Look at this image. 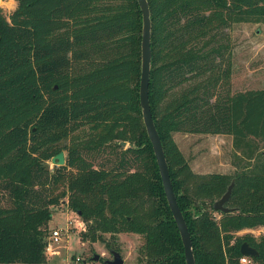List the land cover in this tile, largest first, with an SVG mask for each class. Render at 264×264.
<instances>
[{"label":"trees","instance_id":"obj_1","mask_svg":"<svg viewBox=\"0 0 264 264\" xmlns=\"http://www.w3.org/2000/svg\"><path fill=\"white\" fill-rule=\"evenodd\" d=\"M16 1L8 15L0 7V264H49L52 206L63 199L86 220L85 239L120 252L117 234L136 232L144 264H185L142 119L138 1ZM147 1L149 104L195 264H246L243 241L264 262V232L235 234L264 230V87L231 90L225 31L264 23V0ZM174 131L231 135L234 170L193 171ZM107 148L112 165L96 164ZM62 149L65 163L49 169ZM232 180L233 210L216 216Z\"/></svg>","mask_w":264,"mask_h":264},{"label":"rangeland","instance_id":"obj_2","mask_svg":"<svg viewBox=\"0 0 264 264\" xmlns=\"http://www.w3.org/2000/svg\"><path fill=\"white\" fill-rule=\"evenodd\" d=\"M16 0H0V7L4 14L8 15L16 6ZM229 35L231 45V90H243L248 88L264 87V23L259 22H237L225 29ZM85 131L88 129L85 127ZM173 138L177 141L190 167L195 172H232L234 166L231 162L233 151L232 138L223 133H185L174 131ZM70 137L65 143L70 142ZM133 143V142H132ZM126 140L120 143L122 149L132 144ZM119 149V148H118ZM64 150L65 158L67 150ZM107 148L101 154H97L95 163H104L110 166L113 163V153ZM49 169L53 170L56 165L48 160ZM64 200V199H63ZM61 200L57 206H52V217L49 221V231L52 227H69L60 236L59 242L53 248L58 253H47L49 264H107L106 259L112 258L102 239L90 241L85 239L76 226L77 219H83L75 210L70 209L67 201ZM214 214L219 216V211ZM70 222H67V220ZM84 220V219H83ZM86 223V220H84ZM87 224V223H86ZM264 232L262 226L243 228L235 232L237 235L251 233L256 238ZM108 238V233L105 234ZM117 244L123 264H144L141 246L144 237L136 232L123 231L117 234ZM98 254V259L94 255ZM246 264H264L254 261L252 258Z\"/></svg>","mask_w":264,"mask_h":264},{"label":"water","instance_id":"obj_3","mask_svg":"<svg viewBox=\"0 0 264 264\" xmlns=\"http://www.w3.org/2000/svg\"><path fill=\"white\" fill-rule=\"evenodd\" d=\"M142 12V31H141V70L139 81V101L141 105L142 119L147 132V135L152 144L155 159L159 168L161 181L165 196L173 215V218L178 227L181 240L184 247L185 264H195V257L192 248V241L188 225L184 218L183 212L178 205L176 194L173 190L172 181L170 178L169 168L164 152V148L161 142L160 135L154 123L152 112L149 104L148 86H149V74L151 64V48H150V35H151V19L150 10L147 0H137ZM56 86V85H55ZM126 140H121L120 143H125ZM51 161L56 165H62L65 163L64 150H60L51 157ZM234 184V180L230 182L226 191L216 199L212 206L214 210L218 211H231L232 207L226 205V201L231 194V190ZM240 252L246 256H257L259 250L251 245L248 241H243L240 245ZM112 258L106 259L107 264H123L124 259L121 253L116 250H111ZM99 255L95 254L94 259H98Z\"/></svg>","mask_w":264,"mask_h":264},{"label":"built area","instance_id":"obj_4","mask_svg":"<svg viewBox=\"0 0 264 264\" xmlns=\"http://www.w3.org/2000/svg\"><path fill=\"white\" fill-rule=\"evenodd\" d=\"M67 222H70V220L68 219ZM73 226H77L79 228V230L85 231L87 229V224L85 223V221L83 219H77V223H75ZM69 227H52V229L48 232L47 236H46V244H45V253H58L59 251L56 250L54 247V245L56 243L59 242L60 236L63 234L64 231H68ZM59 254V253H58ZM250 256H246V255H242L240 257V262L241 263H247L249 262L251 259Z\"/></svg>","mask_w":264,"mask_h":264},{"label":"crops","instance_id":"obj_5","mask_svg":"<svg viewBox=\"0 0 264 264\" xmlns=\"http://www.w3.org/2000/svg\"><path fill=\"white\" fill-rule=\"evenodd\" d=\"M185 133H187V134H189V133H196V132H185ZM177 142V141H176ZM180 148V147H179ZM181 149V148H180ZM183 153V152H182Z\"/></svg>","mask_w":264,"mask_h":264}]
</instances>
